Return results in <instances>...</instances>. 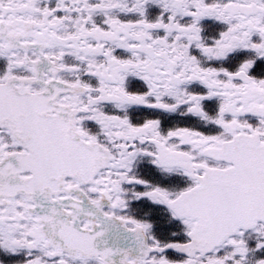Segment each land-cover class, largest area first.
<instances>
[{
	"label": "snow or ice",
	"instance_id": "1",
	"mask_svg": "<svg viewBox=\"0 0 264 264\" xmlns=\"http://www.w3.org/2000/svg\"><path fill=\"white\" fill-rule=\"evenodd\" d=\"M0 264H264V0H0Z\"/></svg>",
	"mask_w": 264,
	"mask_h": 264
}]
</instances>
